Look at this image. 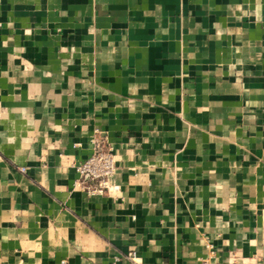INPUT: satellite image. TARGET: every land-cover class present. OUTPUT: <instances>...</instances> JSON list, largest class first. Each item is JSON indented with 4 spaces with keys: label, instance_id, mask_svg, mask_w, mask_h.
<instances>
[{
    "label": "crops",
    "instance_id": "1",
    "mask_svg": "<svg viewBox=\"0 0 264 264\" xmlns=\"http://www.w3.org/2000/svg\"><path fill=\"white\" fill-rule=\"evenodd\" d=\"M208 255L264 264V0H0V264Z\"/></svg>",
    "mask_w": 264,
    "mask_h": 264
},
{
    "label": "built area",
    "instance_id": "2",
    "mask_svg": "<svg viewBox=\"0 0 264 264\" xmlns=\"http://www.w3.org/2000/svg\"><path fill=\"white\" fill-rule=\"evenodd\" d=\"M92 148L89 157L76 166V170L83 177L86 176L91 181H98L99 187L89 189L90 193L101 192L102 188H109L108 180L115 170L114 157L111 147L106 145L103 140L94 137L91 140ZM23 170V168H21ZM133 259V255L129 256ZM197 264H242L233 257L226 263L214 261L210 255L198 260Z\"/></svg>",
    "mask_w": 264,
    "mask_h": 264
}]
</instances>
